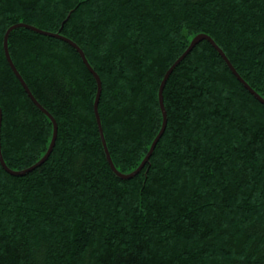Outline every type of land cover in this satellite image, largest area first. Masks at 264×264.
Instances as JSON below:
<instances>
[{
    "label": "trees",
    "instance_id": "obj_1",
    "mask_svg": "<svg viewBox=\"0 0 264 264\" xmlns=\"http://www.w3.org/2000/svg\"><path fill=\"white\" fill-rule=\"evenodd\" d=\"M21 26L9 51L5 34ZM264 0H0V264H264ZM38 102V103H37ZM41 106H40V105ZM46 109L52 116H49ZM108 152L116 169L113 168ZM123 174V175H122Z\"/></svg>",
    "mask_w": 264,
    "mask_h": 264
},
{
    "label": "water",
    "instance_id": "obj_2",
    "mask_svg": "<svg viewBox=\"0 0 264 264\" xmlns=\"http://www.w3.org/2000/svg\"><path fill=\"white\" fill-rule=\"evenodd\" d=\"M21 26H25V27H28V28H31V29H34L38 32H41V33H45V34H50V35H54V36H58V37H61V38H64L62 36H59L58 34H52L50 32H47V31H43L33 25H29V24H26V23H17V24H14L12 25L6 32L5 34V50H6V55H7V58H8V61L10 63V65L12 66L13 70L15 71V73L17 74V76L19 77V79L22 81V83L24 84L25 88L27 89V91L31 94V96L33 97L26 81L24 80L23 76L21 75V73L19 72V70L17 69L16 65L14 64L13 62V59L10 55V51H9V36L11 34V32L18 28V27H21ZM66 40H68L71 44H73L76 48H78L85 64L87 65V67L91 70V72L96 76L97 80H98V83H99V91H98V95H97V99H96V103H95V109H96V113H97V116H98V121H99V125L101 127V130L103 132V129H102V123H101V118H100V115H99V101H100V96H101V93H102V81L100 79V76L96 73V71L93 69V67L91 66V64L89 63L85 53L83 52V50L77 45V43L73 42L72 40L70 39H67V38H64ZM204 39H207L209 41H211L214 46L219 50V52L222 54V56L224 57V59L226 60V62L228 63V65L230 66V68L232 69V71L234 72V74H236V76L246 85L247 88H249L254 94H256L262 101H264V99L258 95L256 93V91L244 80V78L239 74V72L237 71L236 67L233 65V63L230 61V59L228 58V56L225 54V52L223 51L222 48L219 47V45L214 41V39L209 36L208 34H204V33H201L199 35H197L191 45L189 46V48L186 50V52L173 64V66L168 70L167 74H166V77L161 85V89H160V100H161V104H162V108H163V111H164V124H163V127H162V130L160 131V133L158 134L157 138L155 139L153 145H152V148L149 152V154L146 156V158L144 159V161L142 162V164L139 166V168L137 170H135L134 172L130 173V174H124V177H132L134 176L135 174H137L143 167L144 165L148 162V160L150 159V157L152 156L155 148H156V145L158 143V141L160 140V138L162 137V135L164 134L165 130H166V127H167V122H168V118H167V111L165 110V106H164V102H163V90H164V87H165V84H166V81L170 75V73L174 70V68L188 55V53L199 43L201 42L202 40ZM34 98V97H33ZM35 99V98H34ZM38 103V102H37ZM40 105V104H39ZM41 106V105H40ZM44 111L49 115V116H52L46 109H44ZM2 109L0 107V130H1V125H2ZM54 120V124H55V132H54V137H53V140H52V143H51V146L48 150V152L46 153V155L36 164H34V166L26 169V170H23V171H14L12 169H10L6 162L4 161V157L2 155V151H1V144H0V157H1V161L3 163V165L6 167L7 170H9L10 172L14 173V174H23L29 170H31L33 167L35 166H38L39 164H41L45 159L48 158V156L50 155V153L52 152L53 148H54V145H55V142H56V139H57V135H58V125ZM108 157L110 159V162L113 166L114 169H116L114 163H113V160L111 158V155L110 153L108 152ZM123 175V174H122Z\"/></svg>",
    "mask_w": 264,
    "mask_h": 264
}]
</instances>
